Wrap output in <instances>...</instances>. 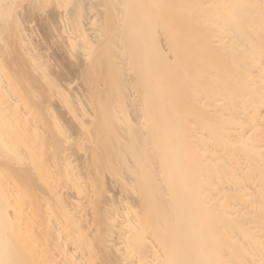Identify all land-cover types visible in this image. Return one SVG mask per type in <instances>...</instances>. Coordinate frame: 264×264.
Returning a JSON list of instances; mask_svg holds the SVG:
<instances>
[{
  "label": "bare ground",
  "instance_id": "obj_1",
  "mask_svg": "<svg viewBox=\"0 0 264 264\" xmlns=\"http://www.w3.org/2000/svg\"><path fill=\"white\" fill-rule=\"evenodd\" d=\"M0 264H264V0H0Z\"/></svg>",
  "mask_w": 264,
  "mask_h": 264
}]
</instances>
